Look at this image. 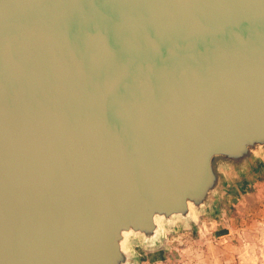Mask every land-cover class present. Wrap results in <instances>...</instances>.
<instances>
[{
  "label": "water",
  "instance_id": "obj_1",
  "mask_svg": "<svg viewBox=\"0 0 264 264\" xmlns=\"http://www.w3.org/2000/svg\"><path fill=\"white\" fill-rule=\"evenodd\" d=\"M263 159L264 0H0V264H129Z\"/></svg>",
  "mask_w": 264,
  "mask_h": 264
},
{
  "label": "rangeland",
  "instance_id": "obj_2",
  "mask_svg": "<svg viewBox=\"0 0 264 264\" xmlns=\"http://www.w3.org/2000/svg\"><path fill=\"white\" fill-rule=\"evenodd\" d=\"M230 178L212 209L162 224L153 240L132 237L129 264H264V159Z\"/></svg>",
  "mask_w": 264,
  "mask_h": 264
},
{
  "label": "bare ground",
  "instance_id": "obj_3",
  "mask_svg": "<svg viewBox=\"0 0 264 264\" xmlns=\"http://www.w3.org/2000/svg\"><path fill=\"white\" fill-rule=\"evenodd\" d=\"M131 233H132L131 231H123L122 232L123 238H125V239L129 238Z\"/></svg>",
  "mask_w": 264,
  "mask_h": 264
},
{
  "label": "crops",
  "instance_id": "obj_4",
  "mask_svg": "<svg viewBox=\"0 0 264 264\" xmlns=\"http://www.w3.org/2000/svg\"><path fill=\"white\" fill-rule=\"evenodd\" d=\"M263 161V160H262ZM261 162V161H260ZM259 169V168H258Z\"/></svg>",
  "mask_w": 264,
  "mask_h": 264
}]
</instances>
